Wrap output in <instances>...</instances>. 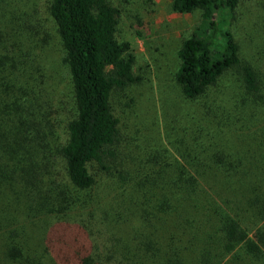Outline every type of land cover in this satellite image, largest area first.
I'll list each match as a JSON object with an SVG mask.
<instances>
[{
  "label": "trees",
  "instance_id": "16d2710c",
  "mask_svg": "<svg viewBox=\"0 0 264 264\" xmlns=\"http://www.w3.org/2000/svg\"><path fill=\"white\" fill-rule=\"evenodd\" d=\"M244 1L172 0L200 13L177 50L180 93L200 102L229 78V99L202 104L205 124L187 117L200 136L166 135L174 162L141 171L116 151L114 93L140 78L113 0L48 2L67 115L35 74L49 26L25 1L0 0V264H264V60L242 56L230 25Z\"/></svg>",
  "mask_w": 264,
  "mask_h": 264
},
{
  "label": "rangeland",
  "instance_id": "374dc122",
  "mask_svg": "<svg viewBox=\"0 0 264 264\" xmlns=\"http://www.w3.org/2000/svg\"><path fill=\"white\" fill-rule=\"evenodd\" d=\"M22 1L39 10L37 14L42 26H49L48 36H44V39L36 36L39 41L34 46V66L39 88L45 90L46 99L54 105L66 104L67 115L73 108L69 94L70 79L62 60L63 53L58 43L56 27L47 9L49 0ZM113 3L119 9L118 38L129 42L134 56V72L140 78L138 82L114 93L113 103L121 116V134L116 151L118 155H123L122 160L131 169H160V164L175 160L166 135L171 133L175 140H178V132L181 134L180 138L185 139L200 136L201 132L197 128L190 127L187 117L205 124L204 120L201 121L204 102L214 107L221 106L223 110L226 103L224 98L229 99L225 92L229 89L231 80H224L223 92L212 88L200 102L186 100L174 80V73L178 68L177 50L183 38L200 23V13L182 14L174 11L172 0H113ZM262 6L264 0H245L237 17L230 23L241 46L242 56L253 60H264ZM224 25L225 21H222V26ZM262 68L264 70L263 66ZM182 115L186 116L182 118ZM194 131L197 133H192ZM235 147L238 145L235 144ZM122 160L117 158V164ZM118 168H121L120 165ZM103 183L110 186V178ZM103 188L104 186L101 190L105 192ZM114 193H110V198ZM84 194L87 197L93 195V203L98 202V196H104V193L96 191H86ZM75 233L78 235L81 231ZM110 235H107L105 241V249L109 252L115 239L114 236L110 238Z\"/></svg>",
  "mask_w": 264,
  "mask_h": 264
}]
</instances>
